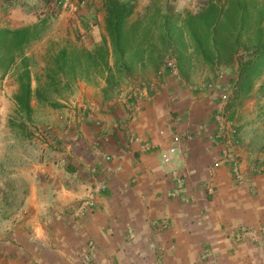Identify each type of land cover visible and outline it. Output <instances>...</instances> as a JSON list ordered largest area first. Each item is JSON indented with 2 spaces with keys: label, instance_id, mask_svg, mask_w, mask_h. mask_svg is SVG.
<instances>
[{
  "label": "crops",
  "instance_id": "obj_1",
  "mask_svg": "<svg viewBox=\"0 0 264 264\" xmlns=\"http://www.w3.org/2000/svg\"><path fill=\"white\" fill-rule=\"evenodd\" d=\"M144 1L131 0L134 18L147 9ZM102 2H95L97 23L87 39L78 41L88 48L103 41ZM183 3L180 0L178 5ZM46 4L47 0H0V15L7 18L2 26L42 24L40 38L45 43L66 42L86 27L83 22L73 30L67 8L53 19L40 15ZM179 71L189 83L213 76L188 74L181 66ZM152 78L135 76L112 91L103 80L79 81L56 109L59 119L49 123L55 133L39 132L41 154L34 168L24 167L27 160L21 157V168L8 167L4 174L5 134L10 130L22 138L27 134L9 125L15 116L17 85L10 72L0 71V264H264V245L234 242L231 236L240 227L264 223V175L256 173L246 185L236 184L227 166L212 168L219 148L200 137L183 144V161L174 156L172 166L186 177L180 186L173 182L159 152L168 145L171 130L206 120L212 99L178 87L174 104H168L165 93L142 99L138 119L132 123L126 95ZM256 81L229 103L236 112L239 159L245 170L264 165V73ZM80 103L91 106L93 118L77 110ZM32 106L38 105L32 101ZM76 131L79 138L73 140ZM130 131L151 141L153 149L140 152L129 143ZM55 134L62 139L53 143ZM95 141L102 154L110 155V162L95 153ZM97 180L104 181L106 188L94 210L85 216L74 214L76 204ZM173 189L177 194L167 195ZM22 210L26 215L19 221ZM86 254L89 258L84 261Z\"/></svg>",
  "mask_w": 264,
  "mask_h": 264
},
{
  "label": "trees",
  "instance_id": "obj_2",
  "mask_svg": "<svg viewBox=\"0 0 264 264\" xmlns=\"http://www.w3.org/2000/svg\"><path fill=\"white\" fill-rule=\"evenodd\" d=\"M102 4L101 44L90 49L83 44L50 42L42 66L36 69L26 48L41 36L42 24L0 26V71L11 72L17 85L15 116L9 125L21 135L27 134L25 118L33 111L32 101L59 108L79 81L103 80L112 91L129 84L135 71L157 70L164 52L173 45V31L167 28L171 21L187 39L189 58L195 56L209 65H237L233 97L247 93L264 71V0H207L199 11L183 16L159 8L148 14L147 7L133 19L130 0H103Z\"/></svg>",
  "mask_w": 264,
  "mask_h": 264
},
{
  "label": "built area",
  "instance_id": "obj_3",
  "mask_svg": "<svg viewBox=\"0 0 264 264\" xmlns=\"http://www.w3.org/2000/svg\"><path fill=\"white\" fill-rule=\"evenodd\" d=\"M67 8L73 15L77 16L80 9L85 8L87 12L95 16L92 0H47L45 12L49 16H57L61 10ZM237 69L228 64H218L215 66L211 79L203 81L200 84L186 86V82L179 72V68L174 56L166 54L161 59L154 78L144 80L135 88H132L129 95H126V105L128 120L135 123L138 119L139 104L142 99L155 98L162 93L166 94L168 104L177 102L178 96L176 89L178 87H188L192 92L204 93L212 99V109L208 112L206 120L201 119L195 127L189 126L184 130L173 129L169 132L168 145L159 152L162 163L169 166L168 174L173 182L178 186L184 183L186 175L179 172V168L172 166L174 156L179 155L183 161L182 146L185 142L200 137L208 139L212 145L219 148V158L212 165V168L218 166H227L230 170L233 181L238 185H246V179L256 173L264 175V165H256L250 170H245L240 161L239 150L241 147L237 120L233 112L228 111V103L233 97L234 84L236 80ZM125 97V98H126ZM77 110L93 118V109L86 103H80ZM189 114L186 116L188 117ZM185 117V118H186ZM176 122L181 119L174 120ZM183 121V120H182ZM98 125V122H96ZM118 127L119 125H114ZM78 131L73 134V140L79 138ZM129 143L136 144L140 152H148L153 149V144L147 139H143L134 131H130ZM62 139V135H54L51 138L53 143ZM94 151L101 155L104 162H110L111 157L108 154L100 152L99 141L93 142ZM182 154V155H181ZM64 161V159H61ZM251 173V174H249ZM210 185V184H209ZM106 184L102 180H97L88 190L85 198L77 204L74 214L85 216L94 210L97 203L98 195L105 190ZM211 186H208V192L212 193ZM176 189L167 192V195L174 196L177 194ZM26 210L20 211L17 218L23 220ZM234 242L245 241L249 244L264 245V223L254 226H243L234 231L232 234ZM89 255L86 254L83 259L87 261Z\"/></svg>",
  "mask_w": 264,
  "mask_h": 264
},
{
  "label": "rangeland",
  "instance_id": "obj_4",
  "mask_svg": "<svg viewBox=\"0 0 264 264\" xmlns=\"http://www.w3.org/2000/svg\"><path fill=\"white\" fill-rule=\"evenodd\" d=\"M145 1H148V10H147L148 14H152L154 10L159 8L163 12L180 13L183 16L187 12L194 13V12L199 11L202 5L207 0H184V3L182 6L178 5V2L180 0H145ZM95 2L96 0H92L93 8H95L93 9L95 11L94 17H92V14H90V12L88 13L87 12L88 10H86L85 8L80 9L79 10L80 12L77 13V16L76 15L72 16L73 14L69 11L70 19L72 20V22H70V26L73 30L79 29L78 25H82L83 22H86V27L79 34L78 37L74 35L71 37V39L67 40L66 42H58L56 44L58 45L83 44V43H78V41L82 42L83 40L87 39V34L90 31L91 27L97 23L98 8ZM141 4L143 6L144 3L141 2ZM134 5L135 4L133 3V6ZM39 14L42 16L48 17L49 19H53L58 16V15L49 16L45 12V9L41 10ZM133 18L134 17L132 16V19ZM5 23H7V18L5 17V15H0V26H2ZM167 28H170L173 31L172 33L173 45L171 48H169L168 50L164 52L163 56L166 54H170L174 56L175 58H177V61L179 62V67L181 66V69L183 70V72L185 71L188 74L190 73V71H195L199 73L200 75H204V76H207L210 73L213 74V71L216 65L205 64L201 60H198L197 58H195V56H190V58L188 57L189 51L187 50V47H186L187 39L185 35L175 26L173 21H171L168 24ZM38 39L35 40L36 42H33L26 48V53L31 56L32 62L35 63V65L33 66L34 69L42 66V56H43L44 50L47 44L50 43V42H46V43L41 42V38L39 40ZM73 39H76L77 42H74ZM90 49H93V48H90ZM241 52L242 54L247 55L246 50L242 49ZM221 64L231 65L232 69L233 67L236 68L237 69L236 80H237L238 78L237 65L235 63H221ZM262 67L264 69V63ZM155 71L156 70H154L153 68L147 67L144 70H141V72L135 71L134 76L152 78L155 74ZM262 73H264V71ZM256 79L254 81L255 84L257 82ZM187 82H186V86L187 85L193 86L196 84H200L203 81H200V83H189V82L187 83ZM92 83L95 84L96 81H92ZM126 85H128V83L123 84L121 87H124ZM67 97L68 95H66L65 98ZM232 99L233 97L231 98L230 102L232 101ZM229 103H228V111L233 112L234 118L236 119V114H235L236 112L233 109L229 108ZM56 109L57 108H51L45 105H38L36 108H34L33 111L30 113V115L28 116V118H25V123L27 127V138H22L21 136L14 134L11 130L5 134V143H4L5 145L2 147L3 158H2V166H1L2 167L1 169L4 170V174H5V170L9 169L8 167L21 168L22 166L20 163L21 157H26V160H27V164H24V167L28 166L29 168H34L35 164L38 161V157L41 154V147H40L41 144H40V138H39L40 133L39 132H45L47 134V132L49 131L51 135L55 133V132H52L53 127H51L49 123L54 120L59 119L61 113L57 112L58 110Z\"/></svg>",
  "mask_w": 264,
  "mask_h": 264
}]
</instances>
